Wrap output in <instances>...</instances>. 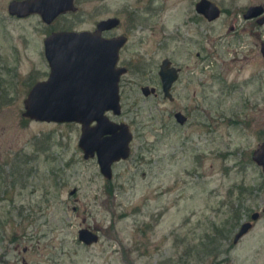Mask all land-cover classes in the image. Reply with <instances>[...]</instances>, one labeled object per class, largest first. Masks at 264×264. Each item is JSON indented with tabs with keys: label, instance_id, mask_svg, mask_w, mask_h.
<instances>
[{
	"label": "rangeland",
	"instance_id": "374dc122",
	"mask_svg": "<svg viewBox=\"0 0 264 264\" xmlns=\"http://www.w3.org/2000/svg\"><path fill=\"white\" fill-rule=\"evenodd\" d=\"M12 1L22 0H0V264H264V173L252 160L264 143V25L244 19L264 0H211L223 9L214 22H198L200 0H77L51 26L11 16ZM113 17L120 27L104 36L129 37L130 71L122 114L108 115L133 141L108 181L84 159L80 124L26 118L25 100L50 75L52 30L94 31ZM164 59L183 69L174 102L162 96ZM246 222L253 229L235 244ZM82 228L100 241L82 244Z\"/></svg>",
	"mask_w": 264,
	"mask_h": 264
},
{
	"label": "water",
	"instance_id": "95a60500",
	"mask_svg": "<svg viewBox=\"0 0 264 264\" xmlns=\"http://www.w3.org/2000/svg\"><path fill=\"white\" fill-rule=\"evenodd\" d=\"M195 9L209 22L218 20L223 13L211 0H200ZM77 11L75 0L12 1L8 7L11 16L27 18L38 14L48 25L60 15ZM254 18H259V24H264L263 6H252L244 15L245 20ZM120 24L119 18H108L100 21L93 32L63 31L47 37L44 47L50 67L49 78L37 82L25 100L26 118L37 122L80 124L79 147L84 159L96 158L102 175L108 181H112L114 176L113 165L131 157L133 141L130 126L115 123L108 116V113L122 114L120 81L127 70L119 68L118 61L128 40L124 36L110 39L104 34ZM262 51L264 55V47ZM159 76L166 98L172 101L171 90L179 79V71L172 67L169 59H165ZM142 93L150 97L156 95V89L144 87ZM175 119L180 125L188 121L182 113H177ZM252 160L264 173V143L254 151ZM259 217L257 212L251 218L257 221ZM251 229L252 222L244 223L235 235L234 243L238 244ZM78 240L92 246L100 241V237L90 228H82Z\"/></svg>",
	"mask_w": 264,
	"mask_h": 264
},
{
	"label": "flooded vegetation",
	"instance_id": "af4514ba",
	"mask_svg": "<svg viewBox=\"0 0 264 264\" xmlns=\"http://www.w3.org/2000/svg\"><path fill=\"white\" fill-rule=\"evenodd\" d=\"M76 2H77V0H75V5H76ZM91 3L93 4V0H91ZM77 6V5H76ZM196 10V9H195ZM222 12H223V9H222ZM75 13H77V12H75ZM75 13H72V12H69V13H67V14H75ZM197 13V12H196ZM198 14V13H197ZM223 14V13H222ZM61 16H65L64 14L63 15H60L57 19H59ZM198 16H199V19H198V22L199 21H206V22H209L205 17H203L202 15H200V14H198ZM113 18H115V17H113ZM56 19V20H57ZM55 20V21H56ZM43 21V20H42ZM55 21H53V23L55 22ZM246 22H251L252 24H254V25H260L261 26V24H259V18H254V19H251V20H246ZM53 23H51V24H46L47 26H51ZM264 25V24H263ZM262 25V26H263ZM120 27V26H119ZM119 27H117V28H115V29H113V30H111V31H108V32H105V33H112L113 31H115V30H117ZM234 29V28H233ZM239 30H242L241 28H238V29H236L235 31H234V33H237L238 34V32H239ZM63 31H77V30H61V31H56V30H52L50 33H49V35H47V37H49V36H51L52 34H54V33H58V32H63ZM92 32H93V29L91 30ZM244 33H246L247 31H246V29H243L242 30ZM246 31V32H245ZM77 32H80V31H77ZM121 36H124V37H126L127 38V44H128V42H129V37L128 36H126V35H113V36H110L109 38L111 39V38H116V37H121ZM46 37V38H47ZM106 37V36H105ZM45 38V39H46ZM106 38H108V37H106ZM127 44L121 49V51H120V54H119V61H118V67L119 68H125L126 70H127V72H126V74H124L122 77H121V81H120V90H121V83H122V80H123V78L129 73V71H130V68L127 66V65H124V64H122V58H121V52L123 51V49L127 46ZM264 47V44H263V46H262V48ZM262 53H263V51H262ZM264 56V55H263ZM197 58H199L200 60L201 59H203L202 61L203 62H207V58L203 55V53H198L197 54ZM165 60V59H164ZM170 60V59H169ZM171 61V60H170ZM171 63H172V61H171ZM172 67H175L178 71H179V79H178V81L176 82V83H178L179 82V80H180V77H181V74H182V68L181 67H178V66H175L173 63H172ZM159 72H160V70H159ZM49 78V77H48ZM159 78H160V76H159ZM160 82H161V88H162V81H161V78H160ZM175 83V84H176ZM175 84L173 85V87H172V90H173V88H174V86H175ZM145 87V86H144ZM143 87V88H144ZM148 87V86H147ZM142 88V89H143ZM156 89V88H155ZM172 90H171V94L173 95V93H172ZM120 94H121V91H120ZM158 91H157V89H156V95H152V96H150V97H158ZM197 95V93H195V96ZM162 96H163V98L165 99V100H169L170 102H174L175 101V97H174V95H173V100L171 101L169 98H166V96H165V94H164V92H163V89H162ZM150 97H146V98H150ZM122 99V98H121ZM177 113H182V112H177ZM177 113H175V115L177 114ZM109 114V113H108ZM183 114V113H182ZM175 115H174V118H175ZM184 115V114H183ZM109 116V115H108ZM186 116V115H185ZM187 117V116H186ZM187 119H188V117H187ZM176 120V119H175ZM176 122H177V120H176ZM178 123V122H177ZM187 123H188V121H187ZM186 123V124H187ZM179 124V123H178ZM185 124V125H186ZM180 125V124H179ZM181 126H184V125H181ZM92 127H93V123H92Z\"/></svg>",
	"mask_w": 264,
	"mask_h": 264
},
{
	"label": "trees",
	"instance_id": "16d2710c",
	"mask_svg": "<svg viewBox=\"0 0 264 264\" xmlns=\"http://www.w3.org/2000/svg\"><path fill=\"white\" fill-rule=\"evenodd\" d=\"M239 221V217H235L234 218V223L232 224V225H230V224H226L225 225V228H224V230H215V234H216V236H217V238L218 239H220V237H222L223 235L225 236V235H227L229 232H230V230H232L234 227H236V223ZM228 226L230 227V229H228ZM224 238H226V237H223V239ZM218 241V240H217ZM209 249V251H210V254L212 255H214V254H217L219 251H220V247L217 245V243L215 242H210L209 243V247H208Z\"/></svg>",
	"mask_w": 264,
	"mask_h": 264
}]
</instances>
